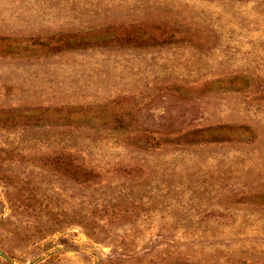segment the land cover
<instances>
[{
	"label": "rangeland",
	"instance_id": "374dc122",
	"mask_svg": "<svg viewBox=\"0 0 264 264\" xmlns=\"http://www.w3.org/2000/svg\"><path fill=\"white\" fill-rule=\"evenodd\" d=\"M0 264H264V0H0Z\"/></svg>",
	"mask_w": 264,
	"mask_h": 264
}]
</instances>
